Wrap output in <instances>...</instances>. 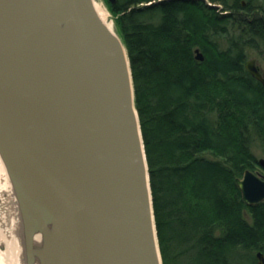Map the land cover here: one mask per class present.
Returning a JSON list of instances; mask_svg holds the SVG:
<instances>
[{"label":"water","instance_id":"water-1","mask_svg":"<svg viewBox=\"0 0 264 264\" xmlns=\"http://www.w3.org/2000/svg\"><path fill=\"white\" fill-rule=\"evenodd\" d=\"M0 158L24 264H162L128 53L94 0H0ZM235 184L264 201L262 175Z\"/></svg>","mask_w":264,"mask_h":264},{"label":"trees","instance_id":"trees-1","mask_svg":"<svg viewBox=\"0 0 264 264\" xmlns=\"http://www.w3.org/2000/svg\"><path fill=\"white\" fill-rule=\"evenodd\" d=\"M254 1L108 4L130 62L162 264H257L264 253V201L245 204L235 184L253 167L249 135L264 141V87L244 66L246 48L264 59V0Z\"/></svg>","mask_w":264,"mask_h":264},{"label":"bare ground","instance_id":"bare-ground-1","mask_svg":"<svg viewBox=\"0 0 264 264\" xmlns=\"http://www.w3.org/2000/svg\"><path fill=\"white\" fill-rule=\"evenodd\" d=\"M95 8L102 19L107 21V11L94 1ZM9 213L12 216L9 217ZM20 224L11 184L0 158V264H24L21 260V247L17 238Z\"/></svg>","mask_w":264,"mask_h":264},{"label":"rangeland","instance_id":"rangeland-1","mask_svg":"<svg viewBox=\"0 0 264 264\" xmlns=\"http://www.w3.org/2000/svg\"><path fill=\"white\" fill-rule=\"evenodd\" d=\"M95 2L101 4L105 10L107 11L108 15H107V21L109 23H111V25H113V18H112V13L109 9V6L108 4L110 3L109 0H94ZM244 2V0H243ZM245 4V3H244ZM257 4V0L254 1V5ZM114 27V26H113ZM233 33H236V32H233ZM223 45H225V39L222 41ZM246 53H247V58H246V61L247 60H250V59H254L255 60V63L259 66L261 72L264 73V59L262 58V56L260 54H258L254 49H251V48H246ZM247 112V110H245ZM235 112L234 116L235 118H239L241 119V117L243 116V114L245 115V118L248 119L246 117V112ZM251 138V144H250V148H251V153L253 154V167H252V170L253 172H257L258 174H261L263 175V178H264V167L261 166L259 164V160L260 159H264V141H261L257 136H255L254 133H251V135H249ZM207 156H210L208 153L206 154ZM9 217L12 216V213L10 214L9 213ZM17 235H18V231L15 232ZM18 237V236H17Z\"/></svg>","mask_w":264,"mask_h":264},{"label":"flooded vegetation","instance_id":"flooded-vegetation-1","mask_svg":"<svg viewBox=\"0 0 264 264\" xmlns=\"http://www.w3.org/2000/svg\"><path fill=\"white\" fill-rule=\"evenodd\" d=\"M255 173H257V172H255ZM261 175V174H260ZM263 176V175H262Z\"/></svg>","mask_w":264,"mask_h":264}]
</instances>
